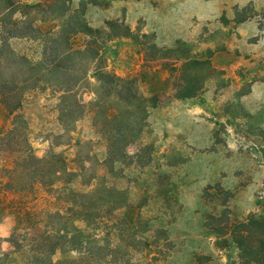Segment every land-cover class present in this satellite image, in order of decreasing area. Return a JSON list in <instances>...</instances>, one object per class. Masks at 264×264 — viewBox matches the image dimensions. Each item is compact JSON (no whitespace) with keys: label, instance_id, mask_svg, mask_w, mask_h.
Segmentation results:
<instances>
[{"label":"trees","instance_id":"obj_1","mask_svg":"<svg viewBox=\"0 0 264 264\" xmlns=\"http://www.w3.org/2000/svg\"><path fill=\"white\" fill-rule=\"evenodd\" d=\"M115 1L0 0V223L13 220L9 251L0 240V264H167L171 256L168 229L152 228L147 214L153 200L171 204L170 188L156 187L152 199L138 197L128 176L153 161L154 144L147 138L162 94L120 75L114 55L123 40L155 61L160 49L153 39L140 41L147 35L124 21H109L105 28L89 23V8ZM250 8L236 7L237 24L247 20ZM19 41L40 51L22 53ZM177 45L191 52L187 43ZM175 56L185 85L174 97L195 99L209 81L212 58ZM242 80L248 89L237 93L238 100L251 92ZM33 94L54 101L60 127L46 138L43 156L30 140L23 112ZM205 195L222 200L219 214L206 216V227L231 237L241 264H264V211L256 220L237 221L232 192L217 184Z\"/></svg>","mask_w":264,"mask_h":264},{"label":"rangeland","instance_id":"obj_2","mask_svg":"<svg viewBox=\"0 0 264 264\" xmlns=\"http://www.w3.org/2000/svg\"><path fill=\"white\" fill-rule=\"evenodd\" d=\"M238 6L251 7L247 20L239 24ZM86 18L96 28L124 21L134 33L147 35L140 41L153 39L160 49L161 60L155 61L144 57L135 42L123 40L114 55L120 75L136 78L145 91L162 94V106L150 116L152 133L147 138L154 144L153 161L129 170L128 176L138 197L152 199L156 187L170 188L171 204L153 200L147 213L152 228L169 231L173 250L167 264H241L231 237L218 236L205 225L208 214L222 210V200L206 197L205 190L222 184L232 192L230 207L237 221L263 214L264 0H119L89 8ZM224 18L229 21L225 27ZM219 29L227 33L216 35ZM179 41L191 52L178 46ZM16 47L22 53L40 51L27 41ZM173 49L178 51H167ZM175 54L212 58L209 81L195 99L174 97L185 85L177 76ZM243 77L251 92L238 100L237 93L248 89ZM53 108L54 101L46 95L33 94L24 104L30 140L39 156L48 148L46 138L60 131ZM12 224L11 218L0 223L6 252Z\"/></svg>","mask_w":264,"mask_h":264}]
</instances>
